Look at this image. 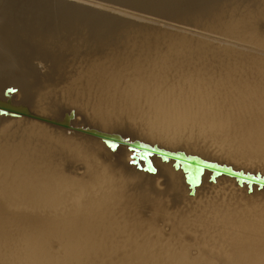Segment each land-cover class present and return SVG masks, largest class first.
<instances>
[{
  "label": "bare ground",
  "instance_id": "obj_1",
  "mask_svg": "<svg viewBox=\"0 0 264 264\" xmlns=\"http://www.w3.org/2000/svg\"><path fill=\"white\" fill-rule=\"evenodd\" d=\"M160 1L140 4L159 14ZM209 2L181 1L201 7L197 26L163 31V48L136 42L98 64L118 25L101 32V14L66 3H45L66 37L0 39L38 68L9 82L21 98L12 105L74 127L0 111V264H264V184L205 169L192 187L182 163L153 154L149 172L137 150L78 130L264 181V0Z\"/></svg>",
  "mask_w": 264,
  "mask_h": 264
},
{
  "label": "rangeland",
  "instance_id": "obj_2",
  "mask_svg": "<svg viewBox=\"0 0 264 264\" xmlns=\"http://www.w3.org/2000/svg\"><path fill=\"white\" fill-rule=\"evenodd\" d=\"M4 1L5 0H0V11L4 13L6 12L5 10L6 7H9L8 9L13 8V4H14L15 9L13 12V16L15 17V19L13 21L10 20L9 22V18L6 20L5 17L2 19V17L0 16V39H2V37H4L5 39H19L20 42H22L24 41V39H33V37H35V39H41V38L59 39L60 37H66L68 34L57 32L58 30L56 31L57 22L55 20L50 19L49 9L45 7L46 1H52L53 5H58L61 3L63 4L66 3L68 5H71L73 6L72 8L73 13L84 15V17L87 18L88 20H93L96 17V15L101 14L104 17L102 21L101 32L107 31L109 26L114 27V25H118L119 29L114 31V35L111 37V39H107V41L105 42L106 44L103 46V48H101V53H98L97 57H93L92 63L95 64L102 63L105 59L122 55L127 49L131 48L136 42L146 43L145 44L146 48L149 49V51L161 49L164 47L163 31H171V30L177 31L176 27H183V28L186 27L190 30H195L194 27H196L198 23L197 16L201 14L200 12L201 7H197L191 11L181 9L182 0H168V1L161 0L160 2L162 4L168 2L167 3L168 6L167 7L166 5L159 6L160 8L157 9L158 11H160L159 14L155 12L151 13V11L148 9L151 8L150 7L151 3L148 2L149 6L144 3V5H146L145 7L144 5L140 4L144 0H140L141 2L139 0H131L132 2L130 0H28V1L6 0V2ZM186 1L183 0V2L185 3ZM188 1H196V0H188ZM208 1H210L208 3L209 6H214L218 2H221L222 0H208ZM172 4L175 6L174 8L176 10L171 13L170 11L172 9ZM100 5H104V7H100ZM2 7H4V11L1 9ZM120 11H122L123 13H121ZM147 11H149L150 13ZM1 12L0 14H2ZM125 12L131 13L133 17L129 15H123ZM137 16L152 17L156 21L155 22L152 21L151 22L152 24L147 25L145 24L144 20L142 19L140 20L139 18H137ZM104 21H106V23ZM143 25L149 26L150 28L149 34L144 33ZM19 30H21L20 33ZM31 31L33 32L35 31L36 35L33 32L30 33ZM8 32L11 34H8ZM29 35H31V37ZM25 36L27 38H25ZM157 42L158 44H156ZM2 45L3 44L0 42V90L2 92V96L4 95V99H7L13 105H19L21 98L18 93L17 87L15 85H10L9 82L18 77L21 78L23 77L25 80H28L31 74L29 71L31 69L37 71L38 68L31 62L20 63L16 59L15 55L16 53H21V52L19 50H17L16 52H11L8 48ZM23 48L25 47L20 48V50H22ZM24 53H26L25 55L27 57L32 56L30 55L31 54L30 51L26 48L23 49V52L21 53L23 55L22 57H24ZM34 57H36V55ZM36 58H35V63L37 60ZM31 59L34 62V58ZM1 61H3V63H1ZM2 96L0 97L1 99L3 98ZM3 113H7V112H3ZM7 115L13 116L14 114L7 113ZM24 117L25 116H23L22 118ZM25 118L30 119L28 117ZM68 123L72 128H74L71 122ZM80 127L81 126H79L78 129H80ZM69 131L70 130H67L68 134L71 132ZM249 188L251 189L252 187L249 186Z\"/></svg>",
  "mask_w": 264,
  "mask_h": 264
},
{
  "label": "water",
  "instance_id": "obj_3",
  "mask_svg": "<svg viewBox=\"0 0 264 264\" xmlns=\"http://www.w3.org/2000/svg\"><path fill=\"white\" fill-rule=\"evenodd\" d=\"M0 111H4L10 114H14L17 116H25L29 118H33L42 122L50 123L55 126H60L63 128H70L68 124V120H70V117H65V121L58 122L54 120H49L46 118L39 117L37 115L31 114L27 108L24 107H15L11 104L10 101L4 102L0 100ZM82 133H86L88 135L98 137L102 140H104L108 145L116 146L120 143H124L128 146L131 150H137L139 152L140 160L146 161V170L149 172H153L154 169L151 166V164L147 161L149 156L156 154L160 156L164 160L173 159L176 164L182 163V168L185 172H188L187 182L193 187L194 185L199 183V176L203 172V170L208 169L212 172L213 178H215L217 175H228V176H234L237 179L241 180H247L248 182H255L259 184H264V181H260L258 179H255L254 177L248 175L244 176L242 174H239L237 172L232 171L231 169L227 168L224 165H219L217 163L212 162H206L203 161L197 157L193 156H185L183 153H171L162 149H158L156 147H151L147 144H143L139 141L135 142H128L125 139H122L119 135H109L107 133H102L96 130H84V129H78ZM178 167V165H177ZM140 168V167H139Z\"/></svg>",
  "mask_w": 264,
  "mask_h": 264
}]
</instances>
